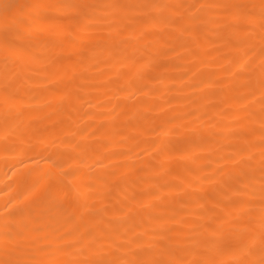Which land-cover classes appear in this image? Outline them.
Masks as SVG:
<instances>
[{
    "label": "bare ground",
    "instance_id": "bare-ground-1",
    "mask_svg": "<svg viewBox=\"0 0 264 264\" xmlns=\"http://www.w3.org/2000/svg\"><path fill=\"white\" fill-rule=\"evenodd\" d=\"M2 2L68 7L35 10L49 19L28 55L0 47V91L17 97L7 133L0 107V260L191 262L216 221L258 231L259 8L248 32L200 5L260 0Z\"/></svg>",
    "mask_w": 264,
    "mask_h": 264
},
{
    "label": "snow or ice",
    "instance_id": "snow-or-ice-1",
    "mask_svg": "<svg viewBox=\"0 0 264 264\" xmlns=\"http://www.w3.org/2000/svg\"><path fill=\"white\" fill-rule=\"evenodd\" d=\"M64 4H27L18 5L8 2L0 3V47L5 52V61L7 62L10 56L23 57L29 54L28 49L25 47V41L29 39L30 31L36 26V21L41 20L46 22L49 18L44 15L34 14L35 10L41 8L53 9L56 11H62L67 8ZM106 7H118L115 5H108ZM145 7H156L149 5ZM179 7L177 6V10ZM201 8L215 7L222 11L220 16L227 18H233L237 21L236 24L227 23L226 27L239 28L244 31L253 32L252 28H244L243 25L254 19L257 16L256 9L259 8V28H260V40L262 46L260 49V66L259 70L262 76H264V0H260L259 5L255 4H218V5H200ZM25 9H31L32 12L25 13ZM80 11H75L70 19H76L81 16ZM261 89V106L262 114H264V80L260 84ZM17 97L12 90L10 82L4 84L3 90L0 91V107L4 110L5 116V131H9L8 124L9 118L12 116V108L16 103ZM261 126L264 127V120H261ZM262 140L259 145L261 149H264V132L261 133ZM7 140V135L5 136ZM264 155V153H262ZM264 164V161H262ZM264 171V168H262ZM260 190V204H259V229L245 228L240 231H234L231 226V222L228 220L216 221V226L208 225L210 234L207 235L201 242L204 248V258L196 261H184L172 255L168 259L160 260H142L139 264H223V261L216 258L217 255L229 254L233 257L232 264H253L248 257L255 251V244L258 241L260 251L264 254V179L261 181ZM254 195V194H253ZM238 203H243L239 201ZM251 207V205H250ZM6 239L10 240L11 236H7ZM0 264H35L32 259H5L0 260ZM72 264V262H69ZM92 264H103V262H92ZM259 264H264V259L259 261Z\"/></svg>",
    "mask_w": 264,
    "mask_h": 264
}]
</instances>
